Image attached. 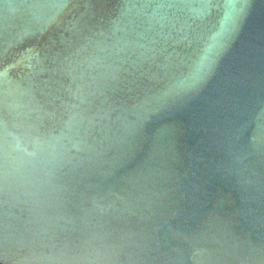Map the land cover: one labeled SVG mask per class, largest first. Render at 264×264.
Wrapping results in <instances>:
<instances>
[{
  "label": "water",
  "instance_id": "1",
  "mask_svg": "<svg viewBox=\"0 0 264 264\" xmlns=\"http://www.w3.org/2000/svg\"><path fill=\"white\" fill-rule=\"evenodd\" d=\"M0 264H264V0H0Z\"/></svg>",
  "mask_w": 264,
  "mask_h": 264
}]
</instances>
